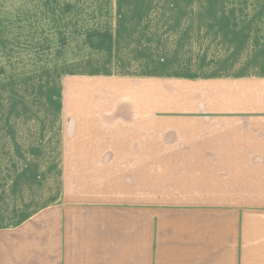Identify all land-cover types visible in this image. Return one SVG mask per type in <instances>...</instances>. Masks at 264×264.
Masks as SVG:
<instances>
[{
	"label": "crops",
	"instance_id": "crops-1",
	"mask_svg": "<svg viewBox=\"0 0 264 264\" xmlns=\"http://www.w3.org/2000/svg\"><path fill=\"white\" fill-rule=\"evenodd\" d=\"M77 19L99 22L87 51L153 57L3 125L0 264H264V0H87ZM219 51L260 59L157 71Z\"/></svg>",
	"mask_w": 264,
	"mask_h": 264
},
{
	"label": "rangeland",
	"instance_id": "rangeland-1",
	"mask_svg": "<svg viewBox=\"0 0 264 264\" xmlns=\"http://www.w3.org/2000/svg\"><path fill=\"white\" fill-rule=\"evenodd\" d=\"M86 1L0 0V133L4 124L20 119L18 110L60 108L68 84L74 86L81 76L126 67L137 71L135 62L147 60L148 54L87 51L85 29L99 22L77 19ZM155 59L161 73L216 76L241 71L260 54L157 53Z\"/></svg>",
	"mask_w": 264,
	"mask_h": 264
}]
</instances>
